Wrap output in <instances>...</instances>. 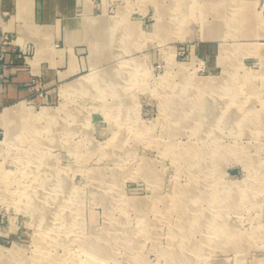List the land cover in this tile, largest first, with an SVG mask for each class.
<instances>
[{
  "label": "rangeland",
  "instance_id": "rangeland-1",
  "mask_svg": "<svg viewBox=\"0 0 264 264\" xmlns=\"http://www.w3.org/2000/svg\"><path fill=\"white\" fill-rule=\"evenodd\" d=\"M103 10L108 29L126 24L95 42L103 61L53 99L36 83L25 106L56 118L13 122L12 143L2 145L0 258L173 264L177 249L193 264H264V0H103ZM206 80L214 82L200 88ZM45 173L39 203L63 195L64 218L56 205L39 218L15 195L33 179L37 189ZM205 173L207 195L234 186L230 205L201 201L206 223L194 239L202 247L181 251L177 195ZM56 226V237L45 234Z\"/></svg>",
  "mask_w": 264,
  "mask_h": 264
},
{
  "label": "crops",
  "instance_id": "crops-1",
  "mask_svg": "<svg viewBox=\"0 0 264 264\" xmlns=\"http://www.w3.org/2000/svg\"><path fill=\"white\" fill-rule=\"evenodd\" d=\"M105 17L103 0H0V114L30 99L36 83L53 99L103 61L93 52L101 47L95 42L125 24L115 21L108 29Z\"/></svg>",
  "mask_w": 264,
  "mask_h": 264
},
{
  "label": "bare ground",
  "instance_id": "bare-ground-1",
  "mask_svg": "<svg viewBox=\"0 0 264 264\" xmlns=\"http://www.w3.org/2000/svg\"><path fill=\"white\" fill-rule=\"evenodd\" d=\"M236 21H237V19H236ZM237 22L239 23V21H237ZM215 28L216 27H214L212 29V27H210L209 28L210 32L211 33L217 32L218 30L215 29ZM102 75H101V77H102ZM98 79H99L98 76L91 77V81H94V82L95 81L97 82ZM209 82H214V80H206V81H204L203 83H201L200 88H202L203 85L205 86V84L209 83ZM71 88L72 87H67V88L63 89L62 90V94L66 95L69 92V89H71ZM218 89H219V87H218ZM210 112H214L213 108H211L209 110V113ZM52 118L55 119L56 116L49 110V108L45 107L41 112H39L37 114H34V113L31 112V110L29 108H27L25 106L24 102H21V103H18L16 105H14V106L5 108L4 111L0 114V125H2L4 127V129H6L5 139L0 141V153L2 152V145L3 144H6L7 146H9V144L12 143V139L11 138L13 137V133H14V131H12V129L14 130V129L17 128V127H12L13 122L18 123L19 120H24V122L25 121L26 122L29 121L30 124L35 125L36 123H40L41 121H44V120H49V119L52 120ZM220 120L223 121V122L232 123L236 119L224 117V118H221ZM250 120L251 119H249V120L247 119L246 120V117H245V118L239 119L237 122L241 124L242 122H245V121L248 122ZM259 121H261V120H259ZM32 129H35V128H32ZM36 130H38V129H35V132H37ZM38 132H40V131L38 130ZM219 149H221V147L219 148V146H218V150L215 149L214 151H212L213 153H211V154L207 153V155H211L212 157H215L220 152ZM204 150H207V149L205 148V149H203V151ZM74 151H76V150H74ZM259 171L260 170H258V172ZM141 173L146 175V176L149 175V173H147L145 171H142ZM208 178H209V175L206 174V173L201 175V176H199L197 178V180L195 181L194 185L182 189V191H180V193L177 195L178 199H177L175 208H176V211L181 214V219L183 221L180 222V227H181L180 230H181V232L184 233V240L182 239V237H180L181 235L178 236V238L183 240V242L181 243L182 245L180 247L181 251H183L184 248L185 249L188 248L190 251H194V250H197L198 248L202 247L200 244L197 243V241L195 242V239H194L195 231L201 230V229H198V228L201 225H204L206 223L205 222V220H206L205 219V215L203 213H199V210H200L199 205H200L201 201H204V200H206L208 198V199L211 200V203L222 202V207H223L224 210H226L227 205H230L229 196L231 195V192H229V191H232L234 189V186L231 185L232 187H227L226 186V188H223V190H222V195L223 196L219 195L217 193V191L216 192L214 191V193H210V195H207L208 193H207V190H205V188L208 185ZM50 181H51V178H49V176L45 173V174L40 176V180L36 184L37 189L33 190V189L29 188V186L35 188L34 185H35L36 182H35V179H33L28 186H24L21 191L16 192V194L15 193L14 194L17 195V196L19 195L18 201H23L22 203L24 204L25 210L31 212L33 215H36L39 218H44L45 216L47 217V215H49L51 213L53 214V212L55 213L56 210H54V211L52 210L53 207H55L54 205H56V208L58 207L61 210L63 209V213H60L59 217H63L64 218L65 216H67V215H65L64 211H65V207H67V208L69 207V205H68L69 200L66 197H64L63 195H59V196L57 195L55 197H52L51 203H48L46 205H42L41 206V204L39 203V200H41L40 194L42 193L41 192V188L42 189L46 188L47 185H49ZM104 183L105 182H103V184ZM215 189H216V186H215ZM57 191L58 190H56V189L52 190V193L53 192H54V194L55 193L56 194L60 193V192H57ZM106 191H108V190H106ZM5 192H6V190H5ZM182 195L189 196V198L193 202V204L192 205H185L184 204L185 200H184ZM105 197H106V195L103 196L101 199L104 200ZM45 201H46V199H45ZM42 204H43V202H42ZM197 206L199 207V209L196 208ZM192 213L193 214L195 213V215H196L193 220L190 219ZM188 220H191V221L189 222ZM211 224L213 226H216V220H214V222L211 223ZM58 228L59 227H57V226L55 228L53 227L52 229L49 228L50 230H46L45 234L51 235V237L53 238V236H55V233H57L59 231V230L57 231ZM220 229H221V226H220ZM51 230H52V232H50ZM53 232H55V233H53ZM224 232L225 233H231L232 230H230L229 228H226V229H224ZM93 243L95 245V246H93V248L95 250L101 251L102 253H107L108 252L99 243H96V242H93ZM185 244L187 245V248H186ZM170 252L172 253V260H171L172 262L171 263H173V264H193L192 263L193 261H192L191 258L180 254L177 251V249L175 251H170ZM206 262L207 261L204 260V263H206ZM0 264H8V263H6L5 259L0 258ZM208 264H211V263H208Z\"/></svg>",
  "mask_w": 264,
  "mask_h": 264
},
{
  "label": "built area",
  "instance_id": "built-area-1",
  "mask_svg": "<svg viewBox=\"0 0 264 264\" xmlns=\"http://www.w3.org/2000/svg\"><path fill=\"white\" fill-rule=\"evenodd\" d=\"M2 42H3V44H8L9 43V37L8 36H5L3 39H2ZM2 56H3V54H2ZM1 56V59L3 58Z\"/></svg>",
  "mask_w": 264,
  "mask_h": 264
}]
</instances>
